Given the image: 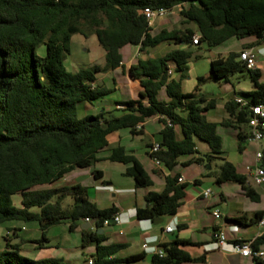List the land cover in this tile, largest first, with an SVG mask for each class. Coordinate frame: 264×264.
Returning a JSON list of instances; mask_svg holds the SVG:
<instances>
[{"label": "trees", "instance_id": "1", "mask_svg": "<svg viewBox=\"0 0 264 264\" xmlns=\"http://www.w3.org/2000/svg\"><path fill=\"white\" fill-rule=\"evenodd\" d=\"M179 4V23L187 26L161 27L154 33L142 13V8ZM198 32L197 42L218 45L229 38L254 35L237 50L217 54L208 62V71L195 77L191 90L182 91L186 63L196 54L190 48V38ZM264 0H0V224L8 220H34L40 229L35 239L19 238L11 242L5 226L0 247V264H66L62 256L29 257L20 252V244L32 241L35 247L48 246L44 230L51 224L68 222L73 229L80 220L94 219L89 227H80V244H94L93 264H122L142 259L144 251L117 256L123 242H103L102 220L116 213L113 204L99 207L88 197L87 187L80 182L53 184L75 167H91L93 178L101 176L92 168L98 153L107 150L105 159L124 164L123 174L131 177L133 188L144 187L142 203L134 205L136 219L161 218L171 215L189 197L187 181H178V171L164 175L160 190L147 189L150 175L138 158L120 143L109 144V133L126 128L136 134L145 118L156 115L162 123L156 138L159 148L152 155L169 170L176 164L205 163L213 158L221 162L208 169L217 183L232 181L243 194L257 200L259 193L243 172L226 159L221 149L217 124L237 129L238 149L249 132V110L234 96L247 104H264V82L260 67H246L238 58L239 50L264 45ZM93 33L103 50L102 64L91 63L68 70L63 58L70 49V36ZM182 43L162 55L148 56V48L160 42ZM137 45L139 55L126 72L134 79L136 97L116 100L117 106L99 109L95 113L77 116L78 102H93L111 88L97 82L101 71L123 68L120 48ZM42 45L41 53L36 48ZM173 64L176 76L166 72ZM246 71L251 87L238 90L222 103L223 115L218 121L205 118L204 112L214 107V98L199 95V85L207 79L226 81L235 72ZM163 89L165 98H159ZM119 110V113H112ZM169 120L170 124L166 122ZM138 125V126H137ZM178 130V131H177ZM264 137V131H263ZM206 147L201 150L199 144ZM148 146L150 145L147 144ZM148 155H151L148 153ZM181 158H183L181 160ZM260 163L264 168V148ZM196 181L194 178L192 182ZM69 195L71 202L63 203ZM16 197V200H14ZM36 207V210L32 208ZM264 215L256 209L252 216L239 212L223 218L238 224H252ZM101 232H97L98 229ZM161 229V228H160ZM16 236V235H15ZM193 243L177 237L161 241L162 254H149L150 264H175L203 261L191 256L179 244ZM253 244H264V227L253 238ZM208 264V263H206ZM254 264H264L255 259Z\"/></svg>", "mask_w": 264, "mask_h": 264}, {"label": "rangeland", "instance_id": "2", "mask_svg": "<svg viewBox=\"0 0 264 264\" xmlns=\"http://www.w3.org/2000/svg\"><path fill=\"white\" fill-rule=\"evenodd\" d=\"M175 15H171L172 13L167 14V16H159V19H162V25L167 24V17L176 18L175 21H171L168 24V27L173 26H182V23H179V14L178 10L174 9ZM169 15V16H168ZM254 35H248L242 38H229L225 40L223 43L215 46L213 50L226 51L227 49L238 47L242 43L249 42L253 40ZM167 42H160L155 46L150 48V55L157 56L160 55L166 46ZM195 56H191L186 63V82L183 84V89H187L189 86V82H192L191 76L187 79V76L190 75L191 68L193 67L197 73L206 74L208 71V59L211 57L212 52L205 47L204 44H200L198 47L190 46ZM36 51L41 53L43 51L42 45H39L36 48ZM120 52L122 54L123 59H125L130 53V45L124 44L120 48ZM136 54H134L135 57ZM258 56L255 57L257 59ZM261 58V57H260ZM103 62V50L97 43L96 37L93 33L88 34L86 37L79 33H72L70 36V49L69 52L64 55L63 63L68 70H75L77 67L85 66L91 63L102 64ZM105 71H101L103 74ZM123 77L125 79V70L120 71V75H116V79L120 82V79ZM107 86L112 87V83L109 81L108 77L104 78ZM260 81L264 82V65L261 66V76ZM98 83L103 82V80H97ZM187 83V85H186ZM249 79L246 71L243 72H235L229 75L228 80L226 81H214L212 79H207L200 84V92H204L209 96L214 97L216 100V106L211 108L205 112V117L208 120L218 121L220 116L223 115V109L221 107V101L219 100L220 95L224 93L223 91H230L232 85L235 87L241 85L247 87L249 85ZM190 88V87H189ZM188 88V89H189ZM123 89L113 88L108 93L103 95L101 98L93 101H81L76 105V113L77 116H82L86 113H95L100 108H97L98 104H105V102H109V105H112L111 99L114 97H122ZM101 106V105H99ZM111 107V106H110ZM117 110H113L112 113H116ZM122 132L128 133L126 128H121ZM124 130V131H123ZM178 131V130H177ZM237 129L232 126H223L217 124L216 132L219 134L221 138V149L223 153L226 154L228 158L234 160L238 159L235 165V168L239 172L244 173V165L253 164L254 160V149L256 147V143L252 141H242V148L238 149V139H237ZM146 137L140 133H136L134 135H127V137H122L120 143L127 147L128 144H132L134 152L137 158L144 165L147 173L153 180V184L150 186L151 188H159V178L155 173H153L150 169V161L148 160V156L144 153V145L143 141ZM260 149L264 148V137L259 141ZM221 162L220 158H213L209 162L205 161V163H195L191 162L186 165L176 164L173 167V171H180L187 179L189 189H202L203 187L208 186L211 189V194L208 197H199L194 199L195 203V214L193 216L198 217L200 223L209 224L214 220H221L224 213H233L235 211H242L247 216H252L253 212L256 209H264V183L262 184H254L250 180V177H247L249 180V184L253 186V188L259 193V198L257 200H251L246 197L242 190L239 187L237 182L232 181H222L217 183L213 180L211 176H204V172L208 169L217 168L218 164ZM94 167H98L103 171V182H109L108 186H95V184H101L99 179H95L87 174V178L85 175L81 176L78 181L81 184L87 187L88 195L92 197L96 204L99 207L108 206L111 203L120 202L122 205H130L132 202V198L130 194L132 193V179L130 176L121 174V169H123V165L121 162L110 161L108 159H100L94 162ZM77 172H85V168L77 169V171H72L69 173L68 177L74 176ZM198 172L201 173L199 176ZM199 177V184H193L192 180L194 177ZM67 177V178H68ZM66 177L63 179H59L55 181L53 184H59L62 182H66ZM132 187V188H131ZM136 193H141L144 187L135 188ZM219 192H222L224 195V200L219 196ZM16 200V197H14ZM71 197L67 195L63 199V203L71 202ZM206 203H209V206L206 207ZM218 208L221 216L216 217L211 213L212 208ZM36 210V207L32 208ZM193 217V218H195ZM196 219V218H195ZM83 221L79 220L77 222V226L73 229L68 228V222H59L55 224L49 225L44 230V235L47 238V241L44 243L48 246H52L51 250L54 255H61L66 264H87L86 258L91 257L94 252V244L92 242H87L85 245L80 244V227ZM226 220L224 224V234L227 239L229 234L228 225L229 222ZM12 224L23 225V228L19 229V235L24 238H38L40 235V229L37 226L36 221L34 220H8L4 223L0 224V247L3 245V237L5 226H10ZM240 228L242 225L238 224ZM120 226L117 223L110 222L109 224L103 225V234H109L112 237H116V232ZM125 227V226H124ZM262 227V226H261ZM264 227V226H263ZM189 231V230H188ZM174 233L176 230L173 231ZM195 234L196 231L191 230L189 233ZM113 238V239H114ZM12 241V240H10ZM24 246L26 247L28 244H34V242L24 241ZM264 247V244L260 245ZM136 247V246H134ZM128 251V250H126ZM20 252L29 257L33 256L32 251H26L25 248H21ZM123 250H119L118 253H122ZM245 261V259H244ZM150 264L147 262V259L136 260L131 262H123L122 264ZM242 263V262H241ZM191 264V263H184ZM244 264V263H242Z\"/></svg>", "mask_w": 264, "mask_h": 264}, {"label": "crops", "instance_id": "3", "mask_svg": "<svg viewBox=\"0 0 264 264\" xmlns=\"http://www.w3.org/2000/svg\"><path fill=\"white\" fill-rule=\"evenodd\" d=\"M179 8H180V6H178V5L173 6L172 11L169 12V13H172V14H170V16L175 15L174 9L179 10ZM169 13L164 14L162 17L167 16V14H169ZM175 16H177V15H175ZM162 19H164V18H161V19H159V17L154 18L153 24L150 25V32L151 33H154L155 31H157L161 27L171 28V27H168L169 22L176 20V18L171 19V17L170 18L167 17V19H169L168 23L162 25ZM183 26L194 28V24L192 22L183 23ZM176 27H179V26H176ZM193 33H198V32L195 30ZM202 44H204V43H202ZM129 45H130V53L128 54V56L125 59H123V57H122L123 68L116 67L112 70L105 71L103 74H101L99 72L97 75V80H99V79L103 80V82H101V84H103L106 87L111 88V90L113 88H117V89L121 90L124 87V91L122 92L123 96L112 98L111 99V101L113 102L112 105H109V102H105V104H98L97 108H100V109L103 108L105 110L111 109L112 107L117 106L115 104L116 100H123L126 98L136 97V89H134V86H133V83L135 82V80L129 77V75L126 72V68L132 62L135 61L136 57L139 55V52L137 49V45H132V44H129ZM193 45L194 44H190V46H193ZM204 45L207 49H209L212 52L211 57H214L217 54L224 55V54H226V52L228 50H231V49L237 50L240 47V45H239L238 47L230 48V49H227L226 51H219V50H213L215 48V46H217V45H215V46H208L206 44H204ZM182 46H184V44H182V43L174 44V43L167 42L166 46L164 47V49L160 55H162L167 50H169L173 47H182ZM254 48L256 50V56H258V58L255 59V63H256L255 66L260 67V70H261V66L264 65V45H256V46H254ZM149 51H150V48L147 49L146 54L148 56H151ZM134 54H136L135 57H134ZM211 57H209V59ZM209 59H208V62H209ZM170 66L173 67V64L169 63L168 67H170ZM122 70H125V77L126 78L123 79V77H122L120 79V82H119L116 79V75H120V71H122ZM189 71L191 73L189 76H187V79H189L190 76L192 79V82L191 83L189 82V84H188V86L190 88L188 87L189 89L188 88L183 89V84L186 82V80H185L186 76H185L181 81V90L182 91L191 90L193 85L195 84V77L197 75H201V74L197 73V71L193 67ZM170 74H171V76H174V77L176 76V73L173 71V68H172V72ZM202 75H204V74H202ZM105 77H108L109 81L112 83V87L107 86L108 82H105V80H104ZM186 85H187V83H186ZM250 87H251L250 84L247 87H244L241 85L235 87L234 85H232L230 91H223L224 93H222V95H220V97H219V100L221 101V107H222L223 101L228 99L229 97H231L232 94H234L238 90H246V89H249ZM200 90H201V88L199 85V89L197 90V93L199 95L203 94L206 99L214 98V97L209 96L208 94H206L204 92H200ZM158 97L161 99L165 98L162 88L158 92ZM214 101H215V104H214V107H215L216 106V100L214 99ZM99 105H101V106H99ZM214 107H212V108H214ZM209 109H211V108H209ZM209 109H207V110H209ZM205 112H204V115H205ZM117 113H119V110H117L115 114H117ZM221 116H220V118H221ZM211 121H215V120H211ZM161 127H162V123L159 121V119L156 115H153V116H150L148 118H145V120L142 122L141 127L138 129L139 130L138 133H140L141 135L143 134L146 137V139L143 141V145H144V153L148 156V160L150 161V169L153 173H155L157 175V177L159 178V181H160L158 189L157 188H151L150 186L153 184V180L151 178L152 184L149 185L147 187V189L160 190L164 184V175L173 172V170L167 169L164 165L155 166L153 164L152 160L150 159L149 155H148V151H147L148 145L147 144H149L153 140H156V138L158 137V131ZM127 135H130V137H131V135H134V134L126 133L125 131L122 132V130H116V131L109 133L107 136V139H108L109 144L120 143L121 138L122 137L125 138V137H127ZM120 144H122V143H120ZM123 146L125 147L126 150H129L131 153H133L136 156L134 149L132 147L133 145L131 143L128 144L127 147L125 145H123ZM205 147L206 146L204 144H202V143L199 144V148L201 150L205 149ZM106 154H107V150H104V151H101L98 153L99 157H101L100 159H105L104 156ZM222 155L226 159L231 161L234 165H236V162L238 159L235 158L234 160H231L230 158H228L226 156V154L222 153ZM182 159L183 158H181V160ZM141 164H142V162H141ZM124 167L125 166L123 165V169H121V174H123ZM143 167H144V165H143ZM82 168L83 169L85 168V172H77V174H75L74 176L68 177L70 172L77 171V169H82ZM92 168H98V167H94V165H92ZM98 169H100V168H98ZM144 169H145V167H144ZM100 173H101V176L98 179L101 181L100 182L101 184L100 185L95 184V186H101V187L102 186H108V184H110L109 182H106V183L103 182V180H104L102 177L103 171L101 169H100ZM87 174H89L91 177H93L90 166L75 167V168L71 169L69 172H67L64 176L66 177V180H70L71 182H77L78 179L83 175H85V178H87ZM178 174L181 175L185 181H187V179L184 177L182 172L178 171ZM198 174H199V176H201L200 172H198ZM124 175H126V174H124ZM64 176L61 179H63ZM194 178L196 179V181H194L192 183L193 184H199V182H200L199 177L197 176ZM78 182H80V181H78ZM132 187H133V185H132ZM186 190L189 193V197L187 199H184L176 207L175 212L171 215H164L163 217H161L160 222L154 224L147 219H136L134 217V205L142 203V194H143L144 189L139 194L136 193L135 188L132 189L133 194H130L131 198H132V202L130 203V205H122L120 202L111 203L114 206H116V208H117L116 213L119 214V217L121 219V222L117 223V225L120 227L118 228V230L116 232L115 238L110 236L109 234H104L106 239L103 242H110V241L123 242L125 244V246L121 248L123 250V252L118 253V251L121 250V249H119L116 252L117 256H125V255L130 254V253H138V252L143 251L141 248V241L143 240L144 236L157 234L159 232L160 228H162L165 224H167L171 220H174L175 221L174 230H176V232L174 233L173 232L174 230H173L172 232L163 233L159 237L160 242L171 240L174 237H177L179 239H186V240H188V242H193V243H187L185 245L179 244V246L186 249L191 256H202L203 257V261H185V262H180V263H175V264H184V263H191V264H206V263H208V264H242V263H244V264H250L251 263L250 258L241 256L237 253L232 252L229 249V246L227 244H223L222 246H219V245L214 246L213 230H214L215 226L222 224L223 228H224V224L226 223V220L223 218V216L224 215L232 216V215H235L241 211H235L233 213H224L221 220H214L211 223V225H209L208 223L202 224V223H200V220L198 219V217L193 216V214H195V212H194L195 211L194 199L202 197L199 194V191L201 189L200 188L189 189L188 187H186ZM219 196L224 200V195L222 192H219ZM88 197L90 199H92L93 201H95L89 195H88ZM95 203H96V201H95ZM207 206H209V203H206V207ZM193 217H195L196 219ZM84 222H87V221H83L82 223H84ZM228 222H229V225H228L229 234L227 236V240H232V239H234V237H241L244 239L252 238L261 229V227H258L256 222L252 223V224H240V225H242V228H240V226H238V223L230 222V221H228ZM231 225H235L234 226L235 229H232ZM7 227H15L14 230H12V229L8 230V234H11V235H9V237H11L12 241H14V242L18 241L19 238L21 237L19 235V229L23 228V225L19 226L17 224H12V225L7 226ZM5 230L6 229H4V231ZM188 230L189 231L194 230L196 232H195V234L193 233V235H191L192 233L191 232L189 233ZM101 231H102V229H101ZM33 238L34 237L24 238V239H33ZM29 242H32V241H29ZM23 244H24L23 242L20 244V248H25L26 251H32L33 252L32 257L61 256V255H54L55 253H52V250H51L52 246H44V247L36 248L35 243L34 244H28L26 247ZM134 246H136V247H134ZM126 250H128V251H126ZM149 254L150 253L145 252L144 257L140 260L147 259V262L149 263V261H148ZM244 259H245V261H244ZM128 264H133V263H128Z\"/></svg>", "mask_w": 264, "mask_h": 264}, {"label": "built area", "instance_id": "4", "mask_svg": "<svg viewBox=\"0 0 264 264\" xmlns=\"http://www.w3.org/2000/svg\"><path fill=\"white\" fill-rule=\"evenodd\" d=\"M180 6L179 4H175L173 6ZM173 6L170 8L166 7H156L151 8L148 6H144L142 8V13L144 14L147 23L149 25L153 24V20L155 17L163 16L166 13H169L172 11ZM264 33V30L262 31ZM198 38V33H193L191 35L190 41L191 43H196ZM255 56H256V50L254 46H249L242 48L239 50L238 58L245 61L246 67H254L256 65L255 63ZM166 72L170 74L172 72V66L167 67ZM234 100L240 103V105H246L247 109L249 110V117H248V125H249V132L245 137L246 141H252L256 143V147L254 149V160L253 164H245L244 165V174L246 175V180L249 183V180L247 177H250V180L254 184H262L264 183V168L260 163V157H261V149L259 147V141L263 138V131H264V104L258 103V104H247V102L242 99L240 96L235 95ZM166 122L170 124L169 120L166 119ZM138 126V125H137ZM159 144L157 140H153L150 142V145L148 146V153L150 159L152 160L153 164L155 166H161L163 165L157 157H155L153 152L158 150ZM178 181H184L183 177L181 175L177 176ZM199 194L203 197H208L211 194V189L206 186L203 187ZM211 213L216 216L220 217L221 213L218 208H212ZM85 220L89 221L87 217L84 218ZM110 222L119 223L121 222V219L119 217L118 213H114L109 218H104L102 220V225L109 224ZM258 227L264 226V215L260 216L257 220ZM235 225H231L232 229H235ZM175 228V221L171 220L167 224H165L157 234L144 236L143 240L141 241V248L146 253H157L158 255L162 254V248L158 246V243L160 242L159 237L165 233V232H172ZM257 234V233H256ZM213 238H214V246H222L223 244H227L229 246V249L237 253L241 256L248 257L251 259L250 264H254L255 259H263L264 258V247L257 246L253 244V238H241V237H234L232 240H227L223 231V225H217L215 226L213 230ZM87 264H93L92 257L86 258Z\"/></svg>", "mask_w": 264, "mask_h": 264}, {"label": "water", "instance_id": "5", "mask_svg": "<svg viewBox=\"0 0 264 264\" xmlns=\"http://www.w3.org/2000/svg\"><path fill=\"white\" fill-rule=\"evenodd\" d=\"M93 220L94 219H90L87 222L81 223V227H89V226H91V224L93 223ZM147 220H149V219H147ZM149 221L154 223V224H156V223L161 221V218H153L152 220H149ZM97 232H101V228L98 229ZM11 242H14V241H11Z\"/></svg>", "mask_w": 264, "mask_h": 264}]
</instances>
